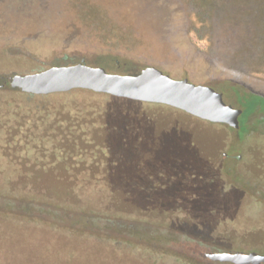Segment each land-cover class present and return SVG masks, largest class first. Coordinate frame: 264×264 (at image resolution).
Returning a JSON list of instances; mask_svg holds the SVG:
<instances>
[{
  "label": "rangeland",
  "instance_id": "rangeland-1",
  "mask_svg": "<svg viewBox=\"0 0 264 264\" xmlns=\"http://www.w3.org/2000/svg\"><path fill=\"white\" fill-rule=\"evenodd\" d=\"M259 3L0 0V264L264 256ZM82 59L109 74L149 67L211 87L241 111L239 130L86 90L26 101L3 82ZM76 136L99 146L70 153L63 143Z\"/></svg>",
  "mask_w": 264,
  "mask_h": 264
},
{
  "label": "water",
  "instance_id": "water-1",
  "mask_svg": "<svg viewBox=\"0 0 264 264\" xmlns=\"http://www.w3.org/2000/svg\"><path fill=\"white\" fill-rule=\"evenodd\" d=\"M12 89L30 95H49L72 90H87L136 102L164 105L213 124L238 129L241 111L226 105L222 95L211 87L173 80L155 68L137 75L108 74L102 68L84 64L52 67L43 72L3 79ZM212 261L232 264H262L264 256L241 252L213 253Z\"/></svg>",
  "mask_w": 264,
  "mask_h": 264
},
{
  "label": "trees",
  "instance_id": "trees-1",
  "mask_svg": "<svg viewBox=\"0 0 264 264\" xmlns=\"http://www.w3.org/2000/svg\"><path fill=\"white\" fill-rule=\"evenodd\" d=\"M260 3H259V6H260V12L258 15L261 17L259 18L260 19V23H258V28L261 32V34L258 35V39H257V43L258 44H261L263 42V38H264V0H259ZM256 13V12H255ZM251 35L248 36V38L250 37ZM256 42V41H255ZM260 46V45H259ZM258 51H259V48H258ZM258 54V53H257ZM257 58V57H256ZM251 94V93H250ZM252 95H255V94H252ZM25 97L27 98L26 101H28L30 99V97L32 96H29V95H25ZM117 132H119L117 129H115ZM117 138V137H116ZM118 139V138H117ZM91 143H87L85 140H81L80 137L76 136L75 138H66V141L63 143L64 147L70 152H75L76 149L78 148H81V147H85L87 145H94L95 147H98L99 146V141L95 140L94 138L91 139L90 141ZM37 143V142H36ZM38 146V144H37ZM118 154V153H117ZM121 159V160H120ZM118 160H116V162L118 163H124L126 161V156H123V158H120ZM92 168H90V172H91V175L93 174ZM68 185V184H67ZM69 186V191L71 192H68V194H73V195H76L75 192H73L75 190L74 186H72L71 184L68 185ZM109 187H112V192H114L116 190V187L115 186H109ZM71 198L72 196L69 195ZM110 197V196H109Z\"/></svg>",
  "mask_w": 264,
  "mask_h": 264
},
{
  "label": "flooded vegetation",
  "instance_id": "flooded-vegetation-1",
  "mask_svg": "<svg viewBox=\"0 0 264 264\" xmlns=\"http://www.w3.org/2000/svg\"><path fill=\"white\" fill-rule=\"evenodd\" d=\"M78 64H84V65H87L86 64V62L82 59V60H80V62L79 63H76V64H67V65H62V66H50V67H46V68H43V69H37V70H35V71H33V72H29L28 74H23V75H19V76H26V75H33V74H37V73H40V72H43V71H45V70H48V69H50V68H52V67H69V66H74V65H78ZM88 66V65H87ZM91 67V66H90ZM93 68H95V67H93ZM96 68H99V67H96ZM149 68V67H148ZM142 71V70H141ZM109 74V73H108ZM113 75H117V74H113ZM12 89V88H11ZM13 90H15V89H13ZM79 90V89H78ZM15 91H17V90H15ZM87 91V90H86ZM17 92H19V91H17ZM20 93H22V92H20ZM65 93H67V92H65ZM94 93V92H93ZM22 94H25V95H29V96H47V95H30V94H26V93H22ZM55 94H57V93H55ZM49 95H51V94H49ZM105 95V94H104ZM109 96V95H108ZM112 97V96H111ZM113 98H116V97H113ZM116 99H121V100H126V101H131V100H127V99H122V98H116ZM133 102H136V101H133ZM138 103H144V102H138ZM146 104H150V103H146ZM157 105V104H156ZM222 125H224V124H222ZM239 130V128L237 129V131Z\"/></svg>",
  "mask_w": 264,
  "mask_h": 264
}]
</instances>
